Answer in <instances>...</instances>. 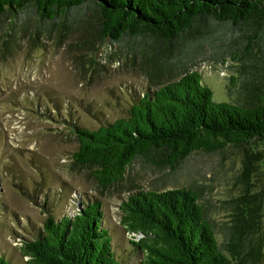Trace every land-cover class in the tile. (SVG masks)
Listing matches in <instances>:
<instances>
[{
  "label": "trees",
  "instance_id": "1",
  "mask_svg": "<svg viewBox=\"0 0 264 264\" xmlns=\"http://www.w3.org/2000/svg\"><path fill=\"white\" fill-rule=\"evenodd\" d=\"M32 14L37 37L83 23L70 44L93 57L103 45L126 46L144 72L146 87L124 116L96 129L70 124L71 158L92 168L99 187L121 182L138 160L173 167L198 151L252 148L243 153L237 193L221 201L219 223L192 187L138 190L121 201L120 224L142 264H264L263 155L255 147L264 142V0H0L11 22ZM205 54L232 69L226 101H215L188 66ZM19 248L26 264H127L115 256L97 200L79 202L71 216L47 214L37 238ZM0 264L10 263L0 255Z\"/></svg>",
  "mask_w": 264,
  "mask_h": 264
},
{
  "label": "rangeland",
  "instance_id": "2",
  "mask_svg": "<svg viewBox=\"0 0 264 264\" xmlns=\"http://www.w3.org/2000/svg\"><path fill=\"white\" fill-rule=\"evenodd\" d=\"M11 23V36L3 41ZM35 25L33 14L14 22L0 15V255L10 264H26L20 243L37 238L47 214L71 216L79 202L97 200L115 256L142 264V253L120 224L119 209L138 190L195 188L207 215L223 221L221 201L237 193L243 153L252 148L198 151L173 167L159 164L158 158L138 160L121 182L99 187L92 168L71 158L77 142L70 124L96 129L124 116L146 87L144 72L138 59L128 58L126 46L103 45L93 57L86 46L70 44L80 39L83 23L61 35L53 25L50 35L38 37ZM206 57L197 56L188 66L202 75L215 101H226L232 69ZM255 147L263 155L257 164L264 172V142Z\"/></svg>",
  "mask_w": 264,
  "mask_h": 264
}]
</instances>
